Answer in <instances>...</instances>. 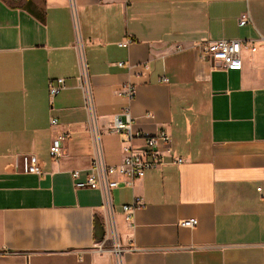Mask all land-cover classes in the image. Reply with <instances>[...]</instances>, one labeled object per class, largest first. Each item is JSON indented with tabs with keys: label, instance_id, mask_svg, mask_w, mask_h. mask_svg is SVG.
<instances>
[{
	"label": "crops",
	"instance_id": "0c3cea01",
	"mask_svg": "<svg viewBox=\"0 0 264 264\" xmlns=\"http://www.w3.org/2000/svg\"><path fill=\"white\" fill-rule=\"evenodd\" d=\"M219 40L244 44L241 69L199 58ZM79 42L106 164L144 152L110 132L123 108L135 131L171 138L163 167L113 193L120 258L102 193L76 187L94 157ZM59 79L67 88L52 97ZM22 155L43 175L20 172ZM0 264H264V0H0Z\"/></svg>",
	"mask_w": 264,
	"mask_h": 264
},
{
	"label": "built area",
	"instance_id": "2783aa9c",
	"mask_svg": "<svg viewBox=\"0 0 264 264\" xmlns=\"http://www.w3.org/2000/svg\"><path fill=\"white\" fill-rule=\"evenodd\" d=\"M247 1V0H241ZM251 21L249 13L244 14L239 23L240 26H246ZM125 47V44L120 45ZM244 44L234 40H219L208 42L201 47L199 58L202 61H210L213 65L223 67L224 69L239 70L242 68L241 54ZM255 51V47H252ZM79 75L77 85L82 93L83 107L88 117V131L93 139L94 157L90 167L88 179L83 184H77L76 187L98 190L103 195L104 207L107 211V222L110 230V239L113 245V251L120 258L122 248L119 245L117 235V226L115 222V207L113 193L119 189L121 183L126 187L132 188L137 179H141L150 171L158 170L164 165L163 156L159 150L162 146L171 143V138L166 132H161L157 136H150L134 129L131 110L123 108L120 114L114 117L111 134L118 136L122 143H132L142 141L144 143V152L134 154L130 150L125 151L126 155L119 166H109L106 164L101 144V134L97 124L95 94L92 79L89 75L88 64L86 61L84 49L80 42L77 45ZM120 64V67H124ZM66 81L59 79L50 81L48 85L49 93L52 97H57L66 90ZM121 95L129 100H134L136 96L135 89L130 85L122 88ZM51 128L56 129L60 122L58 119H51ZM68 133L57 134L52 141L50 156L55 161L62 157L63 143L66 141ZM19 171L28 175L42 176L43 173L39 167L38 161L34 156L22 155L18 157ZM182 163V160H177ZM79 173H73V178L77 179ZM141 201H136L131 206H124L123 212L128 222L133 221L134 212L143 207ZM199 225L197 219H189L181 222L182 227L195 228Z\"/></svg>",
	"mask_w": 264,
	"mask_h": 264
}]
</instances>
